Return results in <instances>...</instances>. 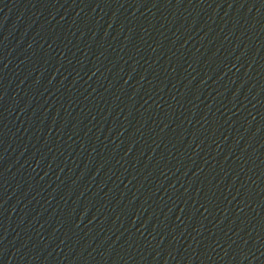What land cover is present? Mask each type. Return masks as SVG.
<instances>
[{
    "label": "water",
    "instance_id": "obj_1",
    "mask_svg": "<svg viewBox=\"0 0 264 264\" xmlns=\"http://www.w3.org/2000/svg\"><path fill=\"white\" fill-rule=\"evenodd\" d=\"M0 264H264V0H0Z\"/></svg>",
    "mask_w": 264,
    "mask_h": 264
}]
</instances>
